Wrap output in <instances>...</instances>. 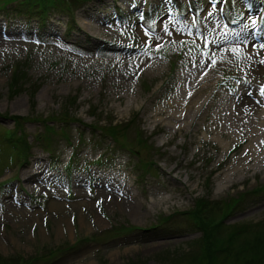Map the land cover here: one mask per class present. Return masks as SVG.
I'll return each instance as SVG.
<instances>
[{
	"label": "rangeland",
	"instance_id": "obj_1",
	"mask_svg": "<svg viewBox=\"0 0 264 264\" xmlns=\"http://www.w3.org/2000/svg\"><path fill=\"white\" fill-rule=\"evenodd\" d=\"M3 29L0 264H264V173L247 184L253 198L238 195L245 184L217 194L205 174L219 143L194 144L211 139L203 129L223 95L258 86L246 82L255 64L244 42L264 45V0H0ZM204 72L211 106L176 149L197 200L161 168L169 145L159 143L170 104ZM89 124L122 135L101 140ZM127 146L158 168L141 179ZM125 195L161 197L166 217H132ZM115 197L125 210L108 206ZM213 197L237 213L212 220L203 202ZM198 221L204 230L188 228Z\"/></svg>",
	"mask_w": 264,
	"mask_h": 264
},
{
	"label": "bare ground",
	"instance_id": "obj_2",
	"mask_svg": "<svg viewBox=\"0 0 264 264\" xmlns=\"http://www.w3.org/2000/svg\"><path fill=\"white\" fill-rule=\"evenodd\" d=\"M0 33L5 34V30H1ZM4 41L5 40L1 39L0 44L4 43ZM239 41L243 43L244 39ZM244 47L248 50V52L245 53L246 56L255 64L250 68L249 71L252 75L246 77V82H251L258 86H255V88H248L246 86L242 88L239 87L230 97L223 95L219 99V113L215 110V114L218 115L217 118L215 117L213 121H209L206 129H203V132H206L204 134L209 135L211 139L201 138L200 140L194 141V144L202 143L210 147L213 146L216 141L219 143L220 150H214L211 155V160L214 164L210 165L205 174V180L207 182L210 180L219 181L217 183V194L245 184V188H243L238 195L240 197L247 196L253 198L257 196V188H251L247 184L252 177L256 178L264 173V91H262V89H264V64L261 63V61H264V45L249 38L244 42ZM253 75H255L257 79ZM237 78L240 79L241 77ZM213 80L214 78L204 72L199 81L193 85L192 92H184L182 96L177 94L176 100H180V102L173 101L172 104H170L173 108L178 109L176 114H167L165 116L170 122H174V124L169 123L168 125L160 127L162 136L166 137L169 134L170 137L169 140L159 143L160 146L169 145L167 150L169 151V160L167 164L170 166L161 168L169 172V175L174 174L179 179V181L175 180V182H177L176 184H179L182 189L185 190L187 196L194 197L195 199H199V197L195 194L190 185L181 181V174L177 172V169L181 168L183 164L178 161L177 156L180 155L181 152L176 153V149L184 144L182 141L179 142L181 138L188 136L191 130H196V125L198 126V122H200L202 112L211 106V98L214 97L215 90H213L214 93L210 91L207 96L206 94L213 84L209 83L213 82ZM135 102L136 101H134V103ZM132 103L133 102H128V104ZM16 104L19 106L20 103ZM221 111H223V113H221ZM156 112L160 114L158 111ZM85 126L89 129V134L91 136L93 135L92 132H95V135H99L105 140L111 137L104 133L103 129L112 131L111 133L117 134L118 136L121 134L120 131L116 132V130H118V125L116 124L112 126L106 124V127H99L93 124ZM138 131L141 133V128L138 129ZM153 141L154 140H152V142ZM153 145L154 146L150 148L158 151L157 148H154L156 145L154 143ZM123 153L131 154V158L129 156L127 157L132 172L134 170L133 166H136L138 160H141L139 161L140 166L136 168V172L140 174V178L142 174H147V171H141L142 164H145L147 169L158 168L159 166L156 161H144L142 157H138V153L131 147L127 146V148H124ZM165 153L166 152L161 153V155H159L160 158H164ZM136 158L137 160L135 162ZM125 196L126 197L123 198H129L130 200L129 203L126 202V205L123 203V199L121 200V198L115 197L107 198V201H109L108 206L112 209H118L120 207L125 210V208H127L129 214L135 218L143 217L155 219L157 217L156 220H158L166 217L165 214L159 213L164 206V200H162L161 197L146 203L138 202L134 197ZM229 204L224 205L220 200L214 197L204 199L203 213L213 217L220 215L224 220V218L232 217L237 213L235 208L230 209L233 203ZM124 205L125 208L123 207ZM188 228L195 231L203 229L201 226L196 225L195 227L191 226ZM221 230L222 229H220V231Z\"/></svg>",
	"mask_w": 264,
	"mask_h": 264
},
{
	"label": "trees",
	"instance_id": "obj_3",
	"mask_svg": "<svg viewBox=\"0 0 264 264\" xmlns=\"http://www.w3.org/2000/svg\"><path fill=\"white\" fill-rule=\"evenodd\" d=\"M48 5V2L46 3V4H44V5H40V6H42L43 8L44 7H46ZM68 122H71V121H66V123H68ZM103 131H104V133H106L107 135H110V137H111V139H113V140H117L116 138H115V136L117 135V134H114V133H111L112 131H109V130H106V129H103ZM92 137L93 136H95V137H97V138H100L101 140H104V138H102L101 136H99V135H95V132H92ZM118 136V135H117ZM10 140H11V143H12V149H14L15 148V150L16 151H18V152H23L24 150L22 149V148H20L21 146H20V144H19V142L16 140V138H15V135L14 136H12V137H10ZM70 146V145H69ZM120 147H124L123 145L122 146H120ZM25 154H27V153H25ZM141 171L142 172H145V171H147V168L146 167H141ZM212 217V220H213V218H215V217H213V216H211ZM195 225L196 226H201L202 228L204 227L203 225H202V223H200V221H198V224H194V225H191L192 227H195ZM213 225H215V224H213ZM217 225H219V224H217ZM217 225H215V226H217ZM199 230H204V229H199ZM216 235L218 236V234L216 233Z\"/></svg>",
	"mask_w": 264,
	"mask_h": 264
},
{
	"label": "snow or ice",
	"instance_id": "obj_4",
	"mask_svg": "<svg viewBox=\"0 0 264 264\" xmlns=\"http://www.w3.org/2000/svg\"><path fill=\"white\" fill-rule=\"evenodd\" d=\"M262 64H264V61H261ZM262 91H264V89H262Z\"/></svg>",
	"mask_w": 264,
	"mask_h": 264
}]
</instances>
